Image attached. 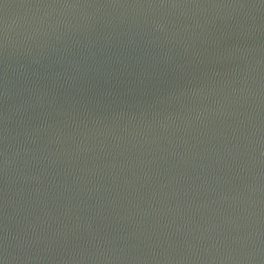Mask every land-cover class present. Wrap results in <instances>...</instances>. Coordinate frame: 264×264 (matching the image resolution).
Listing matches in <instances>:
<instances>
[{
	"label": "water",
	"instance_id": "95a60500",
	"mask_svg": "<svg viewBox=\"0 0 264 264\" xmlns=\"http://www.w3.org/2000/svg\"><path fill=\"white\" fill-rule=\"evenodd\" d=\"M3 264H264V0H0Z\"/></svg>",
	"mask_w": 264,
	"mask_h": 264
},
{
	"label": "snow or ice",
	"instance_id": "6c2138e0",
	"mask_svg": "<svg viewBox=\"0 0 264 264\" xmlns=\"http://www.w3.org/2000/svg\"><path fill=\"white\" fill-rule=\"evenodd\" d=\"M0 264H3V261H0Z\"/></svg>",
	"mask_w": 264,
	"mask_h": 264
}]
</instances>
